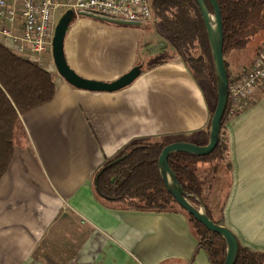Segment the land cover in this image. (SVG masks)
I'll use <instances>...</instances> for the list:
<instances>
[{"label": "crops", "instance_id": "0c3cea01", "mask_svg": "<svg viewBox=\"0 0 264 264\" xmlns=\"http://www.w3.org/2000/svg\"><path fill=\"white\" fill-rule=\"evenodd\" d=\"M81 18L64 39L77 75L109 83L137 65L142 73L112 93L77 90L56 73L52 100L20 118L15 154L0 178V264H211L185 214L107 204L94 188L97 172L133 142L206 139L209 87L179 59L147 70L137 45L104 44L99 36L109 29ZM111 26L122 41L133 36L126 29L133 27ZM248 49L225 53L228 74L264 54L248 61ZM221 132L231 168L222 226L241 247L264 253V84Z\"/></svg>", "mask_w": 264, "mask_h": 264}, {"label": "trees", "instance_id": "16d2710c", "mask_svg": "<svg viewBox=\"0 0 264 264\" xmlns=\"http://www.w3.org/2000/svg\"><path fill=\"white\" fill-rule=\"evenodd\" d=\"M215 1L223 23V56L229 50L245 49L254 36L264 32V0ZM205 3L212 13L208 0ZM149 6L158 23L153 33L163 44L160 53L164 58L146 69L174 59L181 60L196 81L209 83L215 106L214 68L205 25L196 1L149 0ZM168 49L171 52H167ZM55 76L53 69L19 58L0 44V178L15 154V131L20 118L52 100ZM225 122L224 115L221 129ZM209 124L210 120L206 139L197 145L208 143ZM181 139L136 141L124 147L97 172L94 178L96 196L107 204H117L129 210L185 214L199 241V248L206 252L210 263L223 264L226 257L224 240L209 232L178 206L160 177L157 164L162 149ZM168 165L183 191L192 196L189 201L196 207L202 204L207 217L222 226L226 187L223 188L219 179L221 173L224 178L228 176L231 169L224 134L220 131L219 143L211 154L195 157L174 153L168 158ZM234 264H264V253L250 251L238 244Z\"/></svg>", "mask_w": 264, "mask_h": 264}, {"label": "water", "instance_id": "95a60500", "mask_svg": "<svg viewBox=\"0 0 264 264\" xmlns=\"http://www.w3.org/2000/svg\"><path fill=\"white\" fill-rule=\"evenodd\" d=\"M205 25L216 81V105L214 107L208 130V143L204 146L177 141L165 146L158 158V171L166 190L175 202L209 232L219 235L225 242L226 257L223 264H234L238 244L235 236L224 226L213 223L200 204L194 206L177 181L175 174L168 165V158L174 153H183L195 157H205L211 154L219 143L221 121L225 114L228 100V73L223 56V23L220 9L215 0H208L212 13L207 9L205 0H195ZM77 17L90 18L106 24L123 27H144L142 23L124 22L106 19L83 12L75 13L73 9L66 10L58 19L52 38V63L57 74L71 87L98 93H112L131 85L142 73V66H134L113 82L105 83L88 80L77 75L67 64L64 55V39L69 26ZM198 200V198H196Z\"/></svg>", "mask_w": 264, "mask_h": 264}, {"label": "built area", "instance_id": "2783aa9c", "mask_svg": "<svg viewBox=\"0 0 264 264\" xmlns=\"http://www.w3.org/2000/svg\"><path fill=\"white\" fill-rule=\"evenodd\" d=\"M0 0V44L19 57L39 65L52 59L54 15L59 8L75 13L143 25L156 24L149 0ZM264 84V54L251 68L228 75L226 120L256 101V89Z\"/></svg>", "mask_w": 264, "mask_h": 264}, {"label": "rangeland", "instance_id": "374dc122", "mask_svg": "<svg viewBox=\"0 0 264 264\" xmlns=\"http://www.w3.org/2000/svg\"><path fill=\"white\" fill-rule=\"evenodd\" d=\"M63 2L64 1L62 0L61 3H63ZM59 10H60V8L56 11V13L54 15L55 25H56L58 19L64 13L63 12L61 14V12H58ZM81 20H89V19L88 18H81ZM91 20H93V19H91ZM94 22L98 26H103L104 28L109 29L108 32L100 34L99 37L102 39V43H104V44L118 43L117 45H122L124 43L127 45H131V44H135V46L137 45V50L140 49V51L138 52V55L141 57L139 59V61L142 62V65H144V67L150 66L153 62L164 58V55H162L163 53H160L161 48H163V44L153 33L154 28H156V25L158 23L149 24L146 26L144 25V27L126 28V29H130L133 36H131L130 39H128L126 41H122L120 39V37L114 31L111 30V29H113L111 27H114V26H111L110 24H106V23L96 21V20H94ZM116 28H118V27H116ZM263 33L254 36L251 39V41L248 43L247 47H249V49L246 50L242 55L243 57L246 58V60L250 61L255 56H257V55L259 56L260 52L264 48V34ZM94 38L97 39V37H94ZM137 50H136V53H137ZM167 52H171V51L168 49ZM108 55H110V54H107L106 56H108ZM112 59L113 58L108 57V60L111 61ZM117 63H122V57L117 58V61L115 64H117ZM45 67L50 68V69L53 68L54 69L53 71L56 72V70L53 66V63H52V59L50 61H48L47 63H45ZM204 84H206L205 86L209 87V83L205 82ZM227 143H228V141H227ZM219 181H220V183H222L223 188H225L227 182H226V178L222 177V173H221ZM214 195H215V193H214ZM214 195H213V197H214Z\"/></svg>", "mask_w": 264, "mask_h": 264}, {"label": "flooded vegetation", "instance_id": "af4514ba", "mask_svg": "<svg viewBox=\"0 0 264 264\" xmlns=\"http://www.w3.org/2000/svg\"><path fill=\"white\" fill-rule=\"evenodd\" d=\"M225 62V61H224ZM226 65V64H225ZM227 69V68H226Z\"/></svg>", "mask_w": 264, "mask_h": 264}, {"label": "bare ground", "instance_id": "6f19581e", "mask_svg": "<svg viewBox=\"0 0 264 264\" xmlns=\"http://www.w3.org/2000/svg\"><path fill=\"white\" fill-rule=\"evenodd\" d=\"M229 75V74H228ZM227 106V105H226Z\"/></svg>", "mask_w": 264, "mask_h": 264}]
</instances>
